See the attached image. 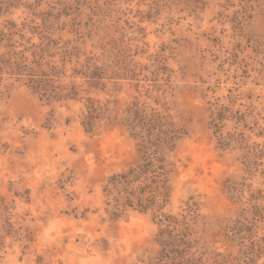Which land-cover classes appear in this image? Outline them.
I'll use <instances>...</instances> for the list:
<instances>
[{"label":"rangeland","instance_id":"rangeland-1","mask_svg":"<svg viewBox=\"0 0 264 264\" xmlns=\"http://www.w3.org/2000/svg\"><path fill=\"white\" fill-rule=\"evenodd\" d=\"M154 112L164 224L107 193ZM0 264H264V0H0Z\"/></svg>","mask_w":264,"mask_h":264},{"label":"trees","instance_id":"trees-1","mask_svg":"<svg viewBox=\"0 0 264 264\" xmlns=\"http://www.w3.org/2000/svg\"><path fill=\"white\" fill-rule=\"evenodd\" d=\"M30 85L41 93L48 92L49 83L37 73H30ZM67 96L74 91L68 92ZM51 96V95H50ZM96 109L92 106L91 112L85 115L84 125L88 129L95 126ZM164 117L159 113H152L150 117H144L142 123H131L136 137L140 139V147L145 153L144 165L131 167L126 171L114 173L107 186V193L113 196V207L116 213L125 206L135 207L140 210L152 209L160 221L164 224L171 220L167 212L163 211L168 203L169 177L167 166V151L174 147L176 140L180 137V130L175 125L163 121ZM159 162V165L158 163Z\"/></svg>","mask_w":264,"mask_h":264}]
</instances>
